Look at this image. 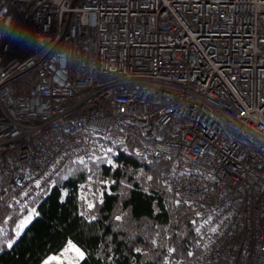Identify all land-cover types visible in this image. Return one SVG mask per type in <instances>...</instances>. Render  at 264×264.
Instances as JSON below:
<instances>
[{"label":"built area","instance_id":"2783aa9c","mask_svg":"<svg viewBox=\"0 0 264 264\" xmlns=\"http://www.w3.org/2000/svg\"><path fill=\"white\" fill-rule=\"evenodd\" d=\"M132 128L196 218L185 264H264V0H0L4 206Z\"/></svg>","mask_w":264,"mask_h":264},{"label":"trees","instance_id":"16d2710c","mask_svg":"<svg viewBox=\"0 0 264 264\" xmlns=\"http://www.w3.org/2000/svg\"><path fill=\"white\" fill-rule=\"evenodd\" d=\"M34 78L31 70L12 83L24 90ZM142 144L132 128L120 145L68 165L24 206L0 201V264H42L69 242L83 252L78 264H185L199 255L194 214L169 213L161 177L171 162L147 164L135 155Z\"/></svg>","mask_w":264,"mask_h":264},{"label":"rangeland","instance_id":"374dc122","mask_svg":"<svg viewBox=\"0 0 264 264\" xmlns=\"http://www.w3.org/2000/svg\"><path fill=\"white\" fill-rule=\"evenodd\" d=\"M31 217L27 220L29 221ZM82 258L83 252L74 243L69 242L61 252L49 256L42 264H78Z\"/></svg>","mask_w":264,"mask_h":264}]
</instances>
